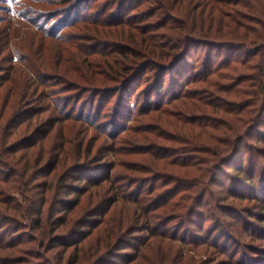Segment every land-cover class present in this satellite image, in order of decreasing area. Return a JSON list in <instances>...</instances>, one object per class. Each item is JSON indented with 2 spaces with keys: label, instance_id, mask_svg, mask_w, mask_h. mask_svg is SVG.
<instances>
[{
  "label": "trees",
  "instance_id": "16d2710c",
  "mask_svg": "<svg viewBox=\"0 0 264 264\" xmlns=\"http://www.w3.org/2000/svg\"><path fill=\"white\" fill-rule=\"evenodd\" d=\"M11 1L14 11L17 5L21 7L15 11V15L18 16L21 10L25 11L23 6L27 0H22L25 1L22 5L18 4L21 3L20 0ZM117 5L123 12L120 15L118 11V23L112 25L118 28V33L108 35L118 37L120 42L132 41L141 48L140 53L146 60L140 66L136 64L124 68L123 63L118 67L120 75L118 82H114L116 83L114 87H118L121 99L127 97L129 101L133 97L130 89L132 79L128 82L131 75L128 74L129 71L133 69L136 75L141 73L144 76L150 67H154L155 72L152 74L157 75L151 79L149 95L159 97L165 93L166 97L164 103L161 101L155 105L151 104L149 96L147 97L149 99L145 100L150 113L156 114L152 119L156 126L169 123L167 118L170 117L171 110L183 115L201 113L199 116L193 114L194 119H191V116L179 118L188 124L187 127L182 126V132L176 131V135L183 137L184 140L173 139L176 146L172 152L161 154L167 158L165 166L170 164L168 161L172 157L190 155L189 159H192L195 165L207 163L208 167L216 170L222 167L236 168L235 174L242 175L244 167L241 159L238 162L233 160L241 154V150L244 152L248 150L245 142L264 145V0H118ZM6 11L11 13L10 9ZM151 18H154L153 23L145 24V21ZM77 20L75 18L70 24ZM50 21L54 25L53 17L47 23ZM51 29L50 35L43 34L40 39L61 40L59 38L61 35L54 31V28ZM7 30L10 29L5 27L3 42L8 47L10 40L7 39V34H4ZM205 47L207 50H204ZM0 49L5 51L4 46H0ZM14 49L18 55L17 64H12L10 68L15 71L18 69L16 67L24 64L25 50L21 44H17ZM242 49L244 51H241ZM191 50L203 53L204 59L201 62L195 58L192 62L187 61ZM124 56L127 57L126 54ZM107 60L106 57L105 61ZM30 62L28 71L33 70V65L37 70L40 69L38 65ZM168 72L173 74L169 75L168 83L164 86L165 74ZM101 79L100 86L105 87L104 77ZM39 85L45 87L47 91V84L42 79ZM190 87L194 89L189 90ZM176 88V92H171ZM45 91L42 92V96L46 101V108L32 107L37 100L43 102V98L42 100L36 98V92L23 82L12 78L7 80L6 71H0V241H4L8 235L9 249L17 253V246L32 243L37 239L38 245L47 244V251L58 250L60 261L56 264H63L67 253L69 257L65 259L64 264H116L112 259L122 264H134L136 260L134 255L121 252L131 248L123 240L127 235L124 227V222H128L127 218H124V222L118 221L115 229L112 227L110 231L105 229L102 234L98 232L95 238L89 240L91 232L96 228L95 225L92 226V221H97V217H100L98 209L101 207L98 206L104 202V196L100 191L111 179L109 174L104 173L96 177V169L93 171L96 161L87 162V166L81 163L84 156V159H94L89 157L91 151L89 147L82 145V140L79 141L80 145L75 155L70 154L64 144L57 146L50 143L54 124L45 131L44 128L50 125L51 120L42 119L44 112L54 110L58 114L57 123L64 122L68 124L66 126H70L69 122L88 121L83 119V110L73 114L80 97L76 102L72 101L74 106L71 110L68 106L70 101L56 103L57 99L54 98L57 94ZM214 94L216 98L223 96L236 104L235 110L227 112L229 114L227 119L224 117L216 121L207 120V116L203 118L209 109L213 110L208 114L218 116L221 113L219 106L208 104L210 102L204 98L206 95ZM179 119L176 118L178 123ZM128 121L129 117L126 118V122ZM208 130L224 134L223 139H214V134L208 136ZM161 133L163 140H171L170 136L164 135V130ZM213 140L219 142H216L214 156L209 162L195 156L198 153H205L208 147H212L207 145H212L210 143ZM258 153H264V150H258ZM262 157L264 158V154ZM263 171L261 179L264 181ZM207 176L208 171L205 170L193 180L197 183L191 192L196 195L194 199L181 195L186 186L182 184L184 188H180L177 182H186L168 178L169 182L173 183L170 191L160 192L161 189H166L162 187H152L149 190L147 188L141 197L145 202L139 200L140 194L132 198L131 202L128 201V204L131 203L135 207L133 213L138 215L140 221L143 220L141 229L148 231L151 238L158 237L155 229L157 224L152 226L153 220H159L156 218L157 213L164 216L174 209L173 213L177 217H182L181 209L196 207L207 194V204L217 203L209 190L199 189L209 181L206 179ZM68 182L81 186L67 185ZM240 182L241 185L235 183L237 187L234 194L242 192L244 196L234 197L246 199L247 194L243 192L245 189L257 192L258 180L255 182L251 178L241 177ZM53 186H56L54 192ZM88 187L97 190L92 196L94 209L83 221H80L82 209L76 220L70 219L69 216L79 206L80 199L87 193ZM262 191L264 192V188ZM61 193L63 198L58 197ZM153 193L156 194L154 199L151 197ZM69 195H73L74 199L67 200L66 197ZM178 197V201H173ZM254 197L260 202L264 201V196ZM120 199L126 200L122 194L118 201ZM108 212L109 209L103 216ZM198 229L199 237L190 234L193 239L184 238L183 241L187 239L188 244L197 243V240L202 244L207 243L210 234L204 232L203 228ZM216 232L218 235L212 238L214 244L219 242L223 235L219 230ZM21 233L22 236H19ZM105 233L107 234L104 235ZM88 246L91 248L89 253L86 252ZM218 247L217 244L213 245L214 249ZM28 255L32 256L31 252ZM27 259L17 257L15 262L9 264H25L28 262ZM247 261L252 262L250 259Z\"/></svg>",
  "mask_w": 264,
  "mask_h": 264
},
{
  "label": "rangeland",
  "instance_id": "374dc122",
  "mask_svg": "<svg viewBox=\"0 0 264 264\" xmlns=\"http://www.w3.org/2000/svg\"><path fill=\"white\" fill-rule=\"evenodd\" d=\"M25 1L20 0L21 3L18 4L22 5ZM11 2L0 0V46L5 47V51L0 49V71H6L7 80L12 78L23 82L27 87L30 86L36 92V98L39 97L41 100L43 98V102L45 99L42 92L45 91V87L39 85L40 79L47 84L45 93H48V90L56 93V98H54V100L57 99L56 103L70 101L68 106L71 110L74 106L72 101L76 102V99L80 97L73 114H77L78 110H83V119H87L88 122L86 120L69 122L70 126H66L68 124L64 122L57 123L58 114L51 109L43 113V120H51L50 125L44 129L48 131L49 127L54 124L50 143L57 144V146L64 144L70 154L75 155L80 145L79 141L82 140V145L89 147L91 151L89 157H94V159H84V156L81 158V163L87 166V162L96 161L93 167V171L94 168L97 171L95 172L96 177L104 173L109 174L111 179L103 185L100 191L104 196V202L98 206V208L101 207L98 209L101 213L100 217H97V221H92V226L95 225L96 228L91 232L89 240L92 237L95 238L98 232L102 234L105 229L109 231L110 227L115 229L118 221L124 222V218H127L128 222H124L127 235L123 240L131 248L121 252L134 255L136 257L134 264H260L259 262H264V214H262L264 213V201L260 202L254 197L264 196L262 191L264 181L261 179L263 178L261 172L264 168L262 157L264 153H258V150H264V145L254 144L251 141L245 142L246 148L250 151L241 150V154L233 160V162H238L241 159L244 167L242 175L235 174L236 168L222 167L216 170L208 167L207 163H202L201 166L195 165L196 163L189 159L190 155L172 157L168 161L170 164L165 166L167 158L161 154L172 152L176 146L173 139L182 138L184 140L183 137L176 135V131L182 132V126L187 127L188 124L187 121L179 118L191 116V119H194L193 114L199 116L201 113L183 115L171 110L170 117L167 118L169 123L156 126L152 121L156 114L150 113V109L148 110L146 106V101L149 99L147 97L151 98L153 105L161 101L164 103L166 97L165 93L159 97L149 95L151 79L157 75L152 74L155 72L154 67H150L144 76L141 73L136 75L133 69L129 71L128 74L131 75L128 82L132 79L130 89L133 97L129 101L127 97L121 99L118 87H114L116 86L114 82H118L120 75L118 67L123 63H125L124 68H130L136 64L140 66L146 60L140 53L141 48L132 41L120 42L118 37L108 35L118 33V28L113 27L118 23V11H120L117 5L118 0H27L23 6L25 11L21 10L18 16L14 13L21 7L17 5L14 11L13 3L11 6L8 4ZM6 9H10L11 13H8ZM119 14L122 15L123 12L120 11ZM51 17L55 20L54 25L51 21L47 23ZM75 18L78 20L70 24ZM153 21L154 18L147 19L145 24L153 23ZM5 27L10 29L4 33L10 40L8 47L3 42ZM51 28L61 35L60 37L58 35L61 40L40 39L43 34L44 36L50 35ZM17 44L24 47L23 59L25 61L23 60L24 64L16 67L18 69L14 71L10 66L17 64L18 55L14 49ZM204 50H207L206 47ZM188 54H190L187 60L189 62H192L193 58L198 62L204 59V54L200 52L195 53L191 50ZM7 56L9 61H7ZM106 57L107 61H105ZM30 61L38 65L40 69L37 70V67L33 65L34 71H28ZM108 62H110L109 67ZM170 74L173 72L165 74L164 86L167 85ZM101 77H104V86L107 88L100 86ZM193 89L194 87L189 88V90ZM176 90L177 88L171 92H176ZM216 97L214 94L206 95L204 98L210 102L208 104L219 106L221 113L218 116L211 115L208 113H211L213 109H209L210 111L203 118L207 116V120L216 121L224 117L227 119L229 116L227 112L235 110L234 102L223 96ZM43 102L37 100L32 107L46 108V101ZM127 117H129L128 122H126ZM176 118L179 119V123ZM162 130H164V135L170 136L171 140H163ZM207 134L208 136L214 134V139L217 140H222L224 137V134H217L210 130ZM216 142L219 141H211L212 145L207 146L212 147H208L205 153H198L195 156L209 162L214 156ZM174 156L180 155L174 154ZM205 170L208 171L206 179L209 181L199 189L209 190L217 203L207 204V194L202 203L196 207L181 209L182 217H177L173 213L174 209L165 213L164 216L157 213L156 218L160 221L153 220L152 226L157 224L155 229L158 237L151 238L148 231L141 229L143 220L140 221L138 215L133 213L132 210L135 207L131 203L128 204V201L131 202L132 198L140 194L139 200L145 202L141 197L144 196L147 188L149 190L152 187H162L166 189H161L160 192L170 191L173 186V183L169 182L170 179L186 182H177L180 188L186 186V190L181 195L194 199L196 195L191 192L197 183L193 180ZM241 177L251 178L255 182L258 180L257 192L245 189L243 192L247 195L243 200L234 197L244 196L242 192H239V195L234 194L237 187L235 183L241 185ZM67 185L81 186L69 182ZM55 189L56 186H53V192ZM96 191L88 187L87 193L80 199L79 206L69 216L70 219L76 220L80 209H82L80 221L86 219L85 216L94 209L92 196ZM121 194L126 200L118 201ZM155 196L156 194L153 193L152 199ZM58 197L63 198V193ZM149 197L150 195L145 200H149ZM179 197L173 201H178ZM66 199L73 200L74 196L69 195ZM108 209L109 212L103 216ZM198 228H203L204 232L207 231L210 234L207 243L202 244L197 240V243L188 244L186 240L191 237L190 234L194 237L200 236ZM218 230L223 233L221 240L215 243L220 250L219 247L214 249L215 244L212 243V238L218 235L216 232ZM176 238H178L177 241H174ZM184 238L187 239L183 241ZM8 239L7 235L4 241H0V264L15 262L17 257L28 258L25 264H56L60 261L58 250L47 251V244L40 246L37 239L32 243L17 246V253L9 249ZM192 239L193 237L190 240ZM90 250L88 246L86 252L89 253ZM29 252L32 256L28 255ZM67 255L63 259V264L69 257ZM112 260L116 264H122L116 259Z\"/></svg>",
  "mask_w": 264,
  "mask_h": 264
},
{
  "label": "built area",
  "instance_id": "2783aa9c",
  "mask_svg": "<svg viewBox=\"0 0 264 264\" xmlns=\"http://www.w3.org/2000/svg\"><path fill=\"white\" fill-rule=\"evenodd\" d=\"M10 6L12 5V2H11V4L10 3H8Z\"/></svg>",
  "mask_w": 264,
  "mask_h": 264
},
{
  "label": "snow or ice",
  "instance_id": "6c2138e0",
  "mask_svg": "<svg viewBox=\"0 0 264 264\" xmlns=\"http://www.w3.org/2000/svg\"><path fill=\"white\" fill-rule=\"evenodd\" d=\"M10 2H11V0H10Z\"/></svg>",
  "mask_w": 264,
  "mask_h": 264
}]
</instances>
